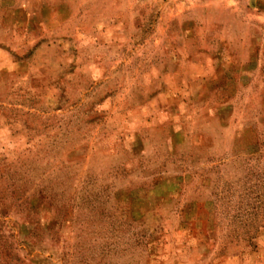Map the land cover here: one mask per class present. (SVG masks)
Segmentation results:
<instances>
[{
	"label": "rangeland",
	"instance_id": "rangeland-1",
	"mask_svg": "<svg viewBox=\"0 0 264 264\" xmlns=\"http://www.w3.org/2000/svg\"><path fill=\"white\" fill-rule=\"evenodd\" d=\"M0 264H264V0H0Z\"/></svg>",
	"mask_w": 264,
	"mask_h": 264
},
{
	"label": "trees",
	"instance_id": "trees-1",
	"mask_svg": "<svg viewBox=\"0 0 264 264\" xmlns=\"http://www.w3.org/2000/svg\"><path fill=\"white\" fill-rule=\"evenodd\" d=\"M246 183H247V186H248V188H249V187H251V185H250V180H248ZM114 212H115V213H117V212H118V210H117V209H115V210H114ZM118 214H119V213H118Z\"/></svg>",
	"mask_w": 264,
	"mask_h": 264
}]
</instances>
